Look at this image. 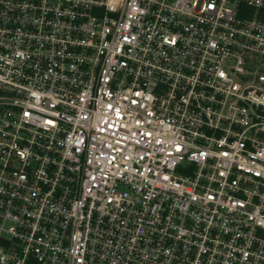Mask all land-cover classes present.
<instances>
[{
    "label": "built area",
    "instance_id": "built-area-1",
    "mask_svg": "<svg viewBox=\"0 0 264 264\" xmlns=\"http://www.w3.org/2000/svg\"><path fill=\"white\" fill-rule=\"evenodd\" d=\"M0 264H264V0H0Z\"/></svg>",
    "mask_w": 264,
    "mask_h": 264
}]
</instances>
